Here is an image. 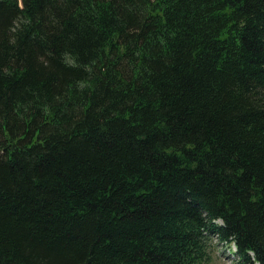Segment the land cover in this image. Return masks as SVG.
<instances>
[{
    "label": "trees",
    "instance_id": "obj_1",
    "mask_svg": "<svg viewBox=\"0 0 264 264\" xmlns=\"http://www.w3.org/2000/svg\"><path fill=\"white\" fill-rule=\"evenodd\" d=\"M264 264V0H0V264Z\"/></svg>",
    "mask_w": 264,
    "mask_h": 264
},
{
    "label": "rangeland",
    "instance_id": "obj_2",
    "mask_svg": "<svg viewBox=\"0 0 264 264\" xmlns=\"http://www.w3.org/2000/svg\"><path fill=\"white\" fill-rule=\"evenodd\" d=\"M208 244L211 245L212 251V260L209 264H243L233 254L235 251L233 245L219 241L216 236H211Z\"/></svg>",
    "mask_w": 264,
    "mask_h": 264
}]
</instances>
